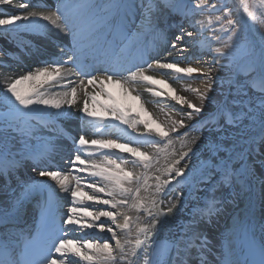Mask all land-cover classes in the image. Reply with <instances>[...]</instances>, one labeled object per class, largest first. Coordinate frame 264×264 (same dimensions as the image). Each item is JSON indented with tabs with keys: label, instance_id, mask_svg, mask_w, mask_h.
Masks as SVG:
<instances>
[{
	"label": "snow or ice",
	"instance_id": "obj_1",
	"mask_svg": "<svg viewBox=\"0 0 264 264\" xmlns=\"http://www.w3.org/2000/svg\"><path fill=\"white\" fill-rule=\"evenodd\" d=\"M0 6L19 10L0 13L5 39L56 34L43 66L0 83V264H208L206 229L238 188L253 195L244 219L234 218L225 264H264V0ZM172 79H200L202 87L184 89L198 102L178 94ZM113 84L138 101L142 86L175 115L159 121L145 110L144 119L114 102ZM73 117L76 129L58 128ZM54 153H66L62 167L52 166ZM22 168L37 177L22 180ZM53 183L67 196L66 211L52 199ZM188 198L197 201L191 210ZM29 204L36 215L26 226ZM69 229L99 235L68 239Z\"/></svg>",
	"mask_w": 264,
	"mask_h": 264
},
{
	"label": "bare ground",
	"instance_id": "obj_2",
	"mask_svg": "<svg viewBox=\"0 0 264 264\" xmlns=\"http://www.w3.org/2000/svg\"><path fill=\"white\" fill-rule=\"evenodd\" d=\"M43 1V2H42ZM18 2V0H17ZM58 2V0H56ZM29 3H32L33 5H46L48 4L47 0H29ZM53 6L48 7H30L29 11H49ZM19 10L16 8H8V6H0V13L2 12H9V13H16ZM204 20V19H201ZM206 21V20H205ZM206 35H211V31H208L205 33ZM56 34H50V38L52 39L53 36ZM49 38V39H50ZM43 40V42H40ZM21 43L28 45L30 43L31 45H34L36 48H38L40 51L44 52L45 47L50 48V42L39 33H32V34H24L17 36L16 34H13L12 37L5 39L3 34L0 33V50H3V55H0V61H3L5 64H10L11 68L15 71H9L5 67H0V83H2L8 76H14L19 75L23 71H26L30 68H35L37 66H43L42 64H39L37 62V59H35L36 55H32L30 51V47L28 49L23 50L25 53L19 52L17 46L21 45ZM11 54V55H9ZM26 54V55H25ZM44 59V58H43ZM193 66H196L195 62L193 61ZM152 74V73H150ZM195 80V79H194ZM198 80V83L195 86L193 85V80L190 81H178V80H170L172 87H174L177 90V93L180 95H185L188 98L192 99L194 102H198L195 98V96L192 93H189L187 91H184V89L191 85V87H202V81L200 79ZM29 83L25 82L23 85H20L18 87L22 89H27L29 87ZM108 91L112 93L114 97V102L118 104L121 107L124 108H131L134 112H139L141 117L144 119H148V115H145V110L148 114H150L153 118L158 119L159 121H164L166 119V114L175 115L174 113H169V110L164 104H157L154 103V98L150 96L146 91H144L142 86H137V91L141 95V99L134 100L132 98L133 95L136 93H132V95H128L123 92V90L118 85H107L106 86ZM162 90L167 92V89L164 88L163 85H159ZM220 94H217L216 97H218ZM101 103L106 102L105 97H99L98 98ZM141 104H143V109L141 108ZM163 109V111L161 110ZM75 118V117H73ZM198 126V125H197ZM197 135L196 132H189V137ZM177 149L179 148V143L176 144ZM60 160L59 157H55L52 161ZM63 162L58 163L57 167H62ZM22 170L26 171V175L29 177H37V174L35 172H32L29 168H22L20 169V177L22 180H28V177L26 175L22 176ZM67 170V169H66ZM260 172L259 169H257V177H259ZM152 181H149L151 183ZM51 183V182H50ZM4 181L0 179V201H3L6 199L5 190L3 189ZM13 189H16L19 191V188L17 187V183L15 180L12 182ZM52 188L55 189L58 196L60 197V200L64 203V207L62 211H66L67 204V196L66 194L62 193L59 188L53 183ZM242 189L238 188L234 193L235 199L232 201L234 203L233 206H231V203L228 204V207L226 211L219 216L218 218H215L212 225L206 229V233L209 237L210 245H215L220 247L219 254L223 255V253L227 250L228 247V237L231 235V230L234 227V218L239 217L242 218L245 217V212L248 208L249 204V196L251 194H248V196H241ZM248 192V191H246ZM249 193V192H248ZM253 195V194H252ZM241 196V197H239ZM239 197V199H238ZM246 199V201L243 200V198ZM254 198H255V215L256 219H260V185H259V179L255 181V189H254ZM197 204V201L194 198H188V203L186 204V209L191 210L195 205ZM30 212V205H28V215L26 217V220L29 217ZM187 213L185 212V215ZM216 232H215V231ZM99 234L96 232L88 231L86 233H78L75 231H72L71 229L68 230L67 238L71 239H77L80 241H83V239H90V237L94 236L95 239L97 238ZM224 249V250H223Z\"/></svg>",
	"mask_w": 264,
	"mask_h": 264
},
{
	"label": "rangeland",
	"instance_id": "obj_3",
	"mask_svg": "<svg viewBox=\"0 0 264 264\" xmlns=\"http://www.w3.org/2000/svg\"><path fill=\"white\" fill-rule=\"evenodd\" d=\"M228 2H229L230 4H232V3H234V0H228ZM197 19H200V20H201V19H204V20L207 21V20L209 19V17H207V16H202V17H197ZM245 19H247L246 16H245ZM256 27H258V28L260 27V22H259V21L256 22ZM209 36H211V35H209ZM217 46H218V45H217ZM196 66L199 67L200 65H197V64H196ZM197 83H198V80H196V79L193 80V85H192V86H195ZM217 94H220V93H219V90H217V92L213 94L214 97H216ZM90 239H95V237H90ZM83 240H84V239H83Z\"/></svg>",
	"mask_w": 264,
	"mask_h": 264
}]
</instances>
